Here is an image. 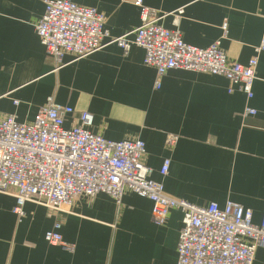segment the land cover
<instances>
[{"label":"crops","instance_id":"1","mask_svg":"<svg viewBox=\"0 0 264 264\" xmlns=\"http://www.w3.org/2000/svg\"><path fill=\"white\" fill-rule=\"evenodd\" d=\"M105 16L104 27L121 36L141 24L135 0H74ZM163 15L160 23L179 28L183 40L206 48L221 40L228 57L247 63L264 38V0H141ZM179 9H183L178 24ZM44 0H0V119L14 114L32 121L48 97L73 107L65 126L82 111L94 114L91 130L107 139L140 138L145 163L166 192L193 204L229 200L264 213V51L258 55L254 96L226 77L171 69L155 87L156 69L145 51L125 53L115 43L57 66L35 30ZM227 23L225 34L223 25ZM233 91H229V88ZM18 101V103H16ZM247 107L256 114L246 115ZM168 135H177L175 145ZM171 159L166 176L160 173ZM13 192L0 191V264H177L183 213L172 209L164 225L152 220V201L125 191L118 203L106 193L79 196L54 210L30 200L20 218ZM61 221L64 248L45 233ZM253 264H264L259 247Z\"/></svg>","mask_w":264,"mask_h":264},{"label":"built area","instance_id":"2","mask_svg":"<svg viewBox=\"0 0 264 264\" xmlns=\"http://www.w3.org/2000/svg\"><path fill=\"white\" fill-rule=\"evenodd\" d=\"M45 11L35 30L56 65L68 55L73 60L87 56L105 45L115 43L127 53L133 45L145 51L144 63L156 69L155 87L171 69H184L226 77L248 99L254 96L258 55L264 51V38L247 63L231 60L221 40L206 48L193 46L182 38L179 28L168 29L163 15L135 0L141 10V24L131 31L113 36L104 27L105 16L96 8L74 0H44ZM183 9L176 18L178 24ZM227 23L223 28L227 33ZM233 91V88H229ZM18 103V101H16ZM73 107L48 97L32 121H18L14 114L0 119V191L13 192L14 212L21 218L30 200L43 202L60 211L79 196L106 193L118 203L125 191L152 201V220L164 225L172 209L183 213L178 239L177 264H253L256 251L264 248V213L253 222V213L242 204L229 200L224 207L211 202L199 206L168 194L161 181L152 178L153 168L145 161L146 144L140 138L114 141L90 128L94 114L82 111L78 122L65 126ZM246 115L256 114L247 107ZM177 135H168L173 146ZM171 164L165 158L160 173L166 176ZM61 221L45 233L51 244L64 248Z\"/></svg>","mask_w":264,"mask_h":264}]
</instances>
